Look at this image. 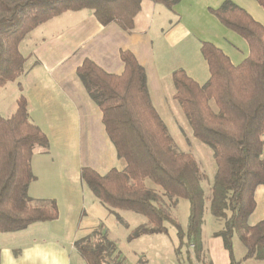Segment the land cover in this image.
<instances>
[{
  "label": "trees",
  "instance_id": "trees-1",
  "mask_svg": "<svg viewBox=\"0 0 264 264\" xmlns=\"http://www.w3.org/2000/svg\"><path fill=\"white\" fill-rule=\"evenodd\" d=\"M144 1L173 10L182 0H0V89L24 75L28 58L20 46L40 26L65 12L87 9L103 26L116 24L128 33L135 29ZM256 1L264 9V0ZM211 11L247 42L249 55L236 65L214 43L203 42L209 80L200 84L185 70L174 71V99L194 138L213 151L217 171L209 211L224 221L214 236L222 238L230 264H242L264 258V220L254 226L248 223L256 209V190L264 184V25L231 0ZM120 59L124 66L120 75L89 58L77 66L79 79L102 112L106 134L126 164L106 175L84 166L82 181L111 213L132 211L147 219L133 230L130 241L167 234L172 225L181 243L178 254L185 245L190 262L191 247L194 257L202 260L207 176L193 155L178 148L154 106L146 69L136 55L121 50ZM49 147L50 138L31 120L25 97L18 100L11 117H0V234L58 219L56 201H36L29 193L36 181L35 151ZM181 199L190 203L185 230L171 209ZM118 219L122 221L119 215ZM98 234L96 241L86 236L75 242L85 264H126L117 244ZM236 236L246 248L243 260L235 256Z\"/></svg>",
  "mask_w": 264,
  "mask_h": 264
},
{
  "label": "crops",
  "instance_id": "crops-1",
  "mask_svg": "<svg viewBox=\"0 0 264 264\" xmlns=\"http://www.w3.org/2000/svg\"><path fill=\"white\" fill-rule=\"evenodd\" d=\"M225 1L182 0L176 7L178 12L144 1L135 29L128 33L116 24L103 26L91 10L68 11L25 38L20 50L26 49V54L22 53L28 58L26 71L12 83L17 87L15 112L18 100L25 97L31 120L50 138L48 151L52 155V162L48 158L38 161V170L42 172L44 168L47 173L42 181L36 176L29 193L36 201H56L59 217L53 222L35 223L23 231L0 234V264H81L75 242L95 227L87 206L93 193L82 181V168L90 166L106 175L115 156L109 149L112 142L106 134L102 112L79 79L77 66L89 58L120 75L124 71L121 50L132 51L146 69L152 101L168 126L166 119L173 121L178 105L174 99L173 72L183 69L200 84L210 77L203 57V62L199 56L189 59L185 57L187 48L179 49L192 36L179 18H210L217 31L208 40L234 64H239L238 56L231 50L233 45L220 37L227 28L211 11ZM231 1L264 25V9L256 0ZM229 35L239 41L237 34L229 31ZM195 39L191 44L200 52L202 41ZM244 45L248 48L246 41ZM83 152H87L86 160ZM34 158L35 155L32 160L35 173ZM255 200L256 209L248 220L250 226L264 220V184L256 190ZM216 232L208 243L203 237V257L209 264H230L229 253L222 238L214 236ZM242 264H264V258L243 260Z\"/></svg>",
  "mask_w": 264,
  "mask_h": 264
},
{
  "label": "rangeland",
  "instance_id": "rangeland-1",
  "mask_svg": "<svg viewBox=\"0 0 264 264\" xmlns=\"http://www.w3.org/2000/svg\"><path fill=\"white\" fill-rule=\"evenodd\" d=\"M148 4L151 3L148 2ZM176 7L177 5L174 7L173 10L178 12V9ZM179 19H182V21L185 22L186 26L191 30L192 33V36L188 39H185L184 43L180 45L179 49H181L182 47L187 48L185 51H188V53L185 55V57H189V59H196V57L199 56V60L203 62L201 51L199 52L198 50H196V48H194L191 43L195 38L202 41V43H213L208 39H211L210 37L216 35V27L213 26V23L210 18ZM140 25L142 24L140 23ZM224 30L227 31L226 34L222 33L220 35L221 39L226 41L227 44L229 43L233 45L234 48L231 47V50L233 53H235V55L238 56L239 64L242 63L249 55L248 48H246L244 45V39L237 35L239 41L235 39L233 40V38L229 35V31L232 32V34L236 33L229 29ZM188 44H190V47H188ZM22 53L26 54L25 47L22 49ZM245 53L247 54L245 55ZM206 82L203 83L205 84ZM16 99V83H10L5 88L0 89V117L9 118L15 113ZM176 106L177 107L174 111L173 121L166 119L172 137L176 141V144L181 151L190 153L195 157L201 167V170L207 176V179L203 183V188L206 197L208 198V200H206L203 237L205 242L208 243L211 238V235L214 232L221 230L224 225L223 220L215 218L209 211V197L211 195V186L213 184L214 177L217 171L214 154L210 147L194 138L192 134V129L187 119L185 118L181 108L179 107V105ZM109 149L113 151L115 159L113 163L108 165V167H110V169L117 168L119 170L125 168V162L117 158L114 146L112 144L110 145ZM83 153L84 159L87 158V152ZM50 154L51 153L48 150H45L44 148H38L35 151L34 174L38 176L41 181L44 177L45 172L47 173V170L43 168L42 172H40V170H38L37 168V164L39 160L45 158H48V160L52 162V155ZM100 172L102 174L104 173L101 170ZM148 184L149 186H152L151 182H149ZM87 201L88 209L92 213L90 215V220L92 223L95 224V227L91 229L89 235L87 236H91L93 241H96L99 237V234L96 235L97 232H101L102 235L105 234L109 240L117 244L121 254L126 257V264H209L206 260V257H203L202 260H197L194 257L193 247L189 249L191 251V255H193L192 262L189 261L188 249L185 245L181 247V250L178 254L177 251L181 243L178 237V230L174 226L168 225L169 231L167 234L143 236L139 239L130 241L129 236L131 235L133 230L139 227L140 225L147 223V219L144 216L132 211L117 210L114 213H111L109 209L93 195L92 199L88 197ZM171 209L174 218L185 230L188 227L190 216L189 201L181 199L179 200L177 206H171ZM118 215L119 217H121L122 221L118 219ZM234 242L235 253L238 260H240L246 254V248L241 242V240L237 238V236L235 237ZM77 258L80 260L81 264H85V261L80 256Z\"/></svg>",
  "mask_w": 264,
  "mask_h": 264
}]
</instances>
